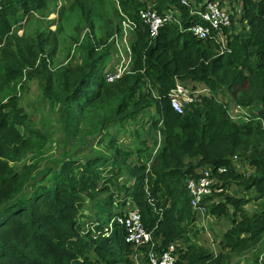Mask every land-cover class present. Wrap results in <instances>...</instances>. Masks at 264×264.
<instances>
[{
  "label": "trees",
  "instance_id": "16d2710c",
  "mask_svg": "<svg viewBox=\"0 0 264 264\" xmlns=\"http://www.w3.org/2000/svg\"><path fill=\"white\" fill-rule=\"evenodd\" d=\"M49 1L0 0V96L7 98L0 102V153L10 158L18 156L10 150L14 146L9 143L17 140L33 144L15 128L16 123H24L23 116L15 110L18 104L15 90L17 82L35 70L42 77L44 95L56 98V93L58 100L65 102V126L72 131L83 118H88L92 130L97 129L100 136L106 137L111 123H123L138 111L137 105L130 108L133 88L121 97L114 93L125 89L106 80L101 56L92 55V43L88 44L86 60L69 71L66 67L51 70L47 66L55 48L44 54L43 44H56L51 31L37 32L33 40L22 38V46L17 39L13 41V25L33 11L45 10ZM150 1L158 10L174 6L181 13L180 23L164 24L152 35L138 14ZM239 1L242 3L239 22L231 24V30L224 29L225 39L221 42L213 37L197 38L185 29L199 19L189 14L188 6L180 0H117L122 18L136 24L132 49L138 69L152 84L160 108L158 129L163 143L151 154L145 146H138L135 151L120 148L116 145V135L111 134L109 142L117 154L108 160L99 155L67 156L54 169L46 171L39 183L32 182L29 195L16 199L6 207L5 214H0L3 215L0 264H133L132 246L125 240L124 227L114 220L109 227L111 218L119 212L113 213V207L128 202L140 209L144 226L159 238L161 246L178 239L187 242L178 248L174 264H229L233 255L261 241L264 149L251 147L249 143L258 140L264 127L258 119L233 120L221 99V91L228 90L236 102L257 105L259 115L264 118V0ZM73 6L87 24L88 34L93 33V1L73 0ZM26 66L31 70L25 74ZM175 77L201 80L212 92L200 104H187L181 112L175 111L168 95ZM103 87L116 95L114 104L98 102L84 116L76 117L75 106L88 109ZM29 131L31 135L41 136L32 127ZM238 149L250 152L244 161L253 166L252 172L246 173L236 166L231 153ZM133 154L137 155L134 163H128ZM119 160L120 166L114 174L118 176L125 171L122 183L127 190L122 200L113 199V193L101 196L102 192H108L110 183L116 184L111 182L115 177L111 169ZM108 161L112 162L110 169L105 168ZM204 166L210 167L224 186L244 184L245 188L254 187L258 192L253 196L258 205L252 211L244 208L251 198L233 194L209 204L210 212L218 217L226 215L233 222L219 240L221 249L216 253L190 241L187 235L188 224L193 223L195 215L185 183ZM36 167V162H24L16 170L7 160L0 161L2 201L16 193ZM219 167L223 169L218 171ZM85 200L94 201L92 218L80 213ZM79 216H87L84 219L90 222L84 225ZM256 248L260 250L259 245ZM254 259L255 264H264V255L260 261L258 255Z\"/></svg>",
  "mask_w": 264,
  "mask_h": 264
},
{
  "label": "rangeland",
  "instance_id": "374dc122",
  "mask_svg": "<svg viewBox=\"0 0 264 264\" xmlns=\"http://www.w3.org/2000/svg\"><path fill=\"white\" fill-rule=\"evenodd\" d=\"M94 10L95 30L88 34L87 24L84 22L80 11L73 6V0H50L45 10H37L32 14H28L22 20L17 21L13 25V41L18 40L22 46V38L34 39L35 34L40 31H51L56 39V44H43V53H48L49 50L55 48L53 55L49 56L48 68L54 70L60 67H66L72 71L75 66L80 65L82 61L86 60L88 54V44L94 45V53L92 55H100L102 60L103 74L110 71H115L117 68H122L120 77L114 80L117 84H121V88L125 90H115L118 96H124L126 92L132 89L131 107L138 106V111L123 121H115L107 129L108 135L106 137L100 136L97 129L92 130L91 120L84 118L80 121L77 128L74 126L68 129L65 126L64 113L66 109L65 102L60 101L58 94L56 98L46 97L43 93L42 77L39 71H33L32 74L25 75L24 79L16 84L15 93L18 96V104L15 107L19 116H23L24 123H16L15 128L17 132L28 140H32L33 144H26L17 140L9 143L11 151H15L18 157L10 158L0 153V161L7 160L8 164L13 166L16 170H20L22 164L28 162H36L37 167L31 173L28 181L8 200H3V195L0 196V214H5L7 206L16 201L18 198L26 197L30 194L31 184L33 181L39 183L40 178L49 171L54 169L58 163L67 156L86 157L88 155L105 156V159L117 154L109 142L111 134L117 133L116 145L120 148L137 150L138 146L148 147L151 154H153L157 147L163 143V137L159 133L158 126L160 125V108L155 100L154 90L152 84L147 78H143L141 70L138 69V62L136 55H132V60L126 63L128 58V51L126 48L127 42L132 46L135 35L133 32L127 34V42L123 37V18L118 6L117 0H92ZM239 16L234 15L231 24H238ZM231 27V25H230ZM230 27H228L230 29ZM231 30V29H230ZM224 36V34H223ZM123 56L126 59L123 60ZM31 67L26 66L23 71H30ZM112 82H106L112 85ZM93 89V86L91 87ZM107 87H103L99 96L95 95L94 103H90V107L82 109L79 104L75 107L76 117L84 116L88 110H91L96 103H108L113 105L116 95ZM221 99L229 105L230 100L235 98L228 90L221 91ZM7 98L0 96V102H5ZM250 106L253 104H249ZM109 107V105L107 106ZM80 110V112H78ZM255 110H258L255 105ZM101 112L98 111V114ZM95 117V115H93ZM90 121V122H88ZM29 127L38 130L41 136H34L30 134ZM68 131V132H67ZM28 134V136H25ZM118 140V142H117ZM251 147H258L264 149V132H260L257 141H251ZM249 151L245 149H238L231 153L232 159L238 161L236 166L246 172L250 173L254 170L253 166L244 161L249 155ZM137 157V155H136ZM135 161V156L130 159ZM120 160L117 164H113L111 173H116L115 168L120 166ZM112 162L108 161L106 169H110ZM124 166V164H123ZM122 174L125 171L122 170ZM109 173V172H105ZM114 174L112 177H114ZM122 176V175H120ZM124 176L120 180L119 176L111 179L116 184L110 183L108 192H102L100 195L105 196L113 193V199L122 200L124 191L127 190L123 186ZM41 181V180H40ZM223 181L219 177H215V186L222 185ZM223 186V190L217 193L216 198L221 200L225 195L233 194L235 196H242L244 198H251L250 202L245 203L248 211H252L258 205L256 196L258 192L253 188H245L244 184H230ZM119 198V199H117ZM261 201V200H260ZM126 204V203H125ZM125 204L115 205L112 209L114 212H120L125 208ZM95 208L93 200H85L84 206L81 208V214H89L92 218L94 216ZM3 215L0 216V220ZM87 217V216H86ZM79 216V220L85 225L90 222V219ZM107 218V217H106ZM194 219L192 224H188L189 231L187 232L190 241L198 244H203L214 249L217 247V241L224 236L225 231L232 225V220L226 215L216 216L215 213L209 212ZM104 221V220H103ZM93 225V224H92ZM184 238V237H182ZM187 243L183 240V244ZM259 248H264V236L258 242ZM262 248V249H263ZM213 250V251H214ZM93 254V253H91ZM240 254V253H239ZM235 255L231 257L229 264H239L240 260ZM209 264V263H208ZM248 264V263H243ZM249 264H255V259L250 258Z\"/></svg>",
  "mask_w": 264,
  "mask_h": 264
},
{
  "label": "built area",
  "instance_id": "2783aa9c",
  "mask_svg": "<svg viewBox=\"0 0 264 264\" xmlns=\"http://www.w3.org/2000/svg\"><path fill=\"white\" fill-rule=\"evenodd\" d=\"M188 6L189 14L197 16L199 20L192 21L185 29L197 38L207 39L213 37L224 42V29L230 27L234 15L242 12V3L239 0H180ZM60 2V0H58ZM142 21L148 26L152 35H155L160 26L167 23H180L181 13L173 6L158 10L151 1L147 6L138 10ZM135 22L128 18L123 19V37L127 42V34L134 31ZM126 48L128 58L131 61V48L127 42ZM130 55V56H129ZM122 68L105 74L107 81H113L121 75ZM210 87L201 80L181 79L175 77L174 85L170 88L168 95L171 107L181 112L187 104H200L204 96L211 94ZM229 116L237 122L260 120L264 127V118L259 115L255 107L245 106L238 102H230L226 106ZM219 167L217 170L221 171ZM189 204L194 212L195 218H200L209 212V204L218 202L217 193L223 190L222 185L215 186V174L210 167H200L197 175L189 176L185 183ZM121 224L125 229V240L132 246L130 257L133 264H174L178 256V248H183V239H178L161 246L158 237L151 230L146 229L143 224L140 209L128 202L120 212L110 220ZM261 259V257L259 258Z\"/></svg>",
  "mask_w": 264,
  "mask_h": 264
},
{
  "label": "crops",
  "instance_id": "0c3cea01",
  "mask_svg": "<svg viewBox=\"0 0 264 264\" xmlns=\"http://www.w3.org/2000/svg\"><path fill=\"white\" fill-rule=\"evenodd\" d=\"M132 31H130V33H131ZM129 34V33H128ZM111 126V125H110ZM109 126V127H110ZM108 127V128H109ZM115 135H116V138L118 137V134L117 133H114ZM117 142H118V140H117ZM118 145V144H117ZM135 156V159H136V154H133V155H131L129 158H128V160H127V162L129 163H134V162H132L130 159L131 158H133ZM237 163V162H236ZM120 175H122V176H120ZM125 175V174H124ZM122 173L121 174H119L118 176H119V178H120V180L122 179V177L124 176ZM124 178H125V176H124ZM201 244V243H200ZM203 245V244H202ZM257 245L258 244H256V246H254V247H250V248H248V249H245V250H241V252H240V254H237V255H235V256H237L238 257V259L239 258H243L242 260H240V262H239V264H243V263H250V258H251V262H252V259H254L255 258V256L256 255H258V258L260 257V256H263L264 255V248L263 247H261L260 248V250L258 249V248H256L257 247ZM204 246H206V245H204ZM206 247H208L211 251H213L214 249H212V248H210L209 246H206ZM263 248V249H262ZM219 249H221V247H220V244H219V242L217 241V247L215 248V250L213 251V252H217ZM259 251H261V252H259ZM258 253V254H257Z\"/></svg>",
  "mask_w": 264,
  "mask_h": 264
},
{
  "label": "clouds",
  "instance_id": "9594fccd",
  "mask_svg": "<svg viewBox=\"0 0 264 264\" xmlns=\"http://www.w3.org/2000/svg\"><path fill=\"white\" fill-rule=\"evenodd\" d=\"M174 7V6H173ZM34 12V11H33ZM124 19V18H123ZM13 30V27L11 28V31ZM133 33H134V35H135V29H134V31H132ZM130 46V48H131V58H132V55L134 54V52H133V49H132V46L131 45H129ZM130 56V55H129ZM125 58H126V56H125ZM132 60V59H131ZM131 62V61H130ZM120 77V76H119ZM106 78V77H105ZM117 79V78H116ZM182 79V78H181ZM114 81V80H113ZM232 101H234V100H230V102H232ZM234 102H236V101H234ZM223 104H224V106H225V108H226V104L223 102ZM251 107H254V106H251ZM229 115V114H228ZM161 119V118H160ZM160 133V132H159ZM160 147V146H159ZM159 147H157V148H159ZM156 148V149H157ZM156 149H154V151H156ZM235 162H237L236 160H235ZM126 205V204H125ZM261 257V256H260ZM259 257V258H260ZM261 259H259V261H260Z\"/></svg>",
  "mask_w": 264,
  "mask_h": 264
}]
</instances>
